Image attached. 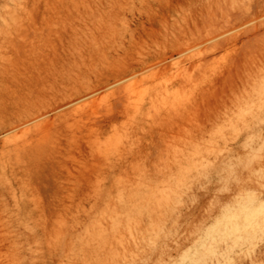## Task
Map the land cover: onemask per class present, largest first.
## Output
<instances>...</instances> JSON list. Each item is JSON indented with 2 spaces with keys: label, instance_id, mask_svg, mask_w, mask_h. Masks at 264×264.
<instances>
[{
  "label": "rangeland",
  "instance_id": "rangeland-1",
  "mask_svg": "<svg viewBox=\"0 0 264 264\" xmlns=\"http://www.w3.org/2000/svg\"><path fill=\"white\" fill-rule=\"evenodd\" d=\"M167 1L0 0V66L18 43L26 57L65 46L78 63L61 86L69 113H47L58 196L36 192L43 212L25 216L17 185L0 179V264H264V16L228 25L256 0H183L150 21ZM199 8L224 37L173 54L166 29L193 26L182 14ZM53 92L44 87V104ZM19 130L0 144L29 135Z\"/></svg>",
  "mask_w": 264,
  "mask_h": 264
},
{
  "label": "bare ground",
  "instance_id": "bare-ground-1",
  "mask_svg": "<svg viewBox=\"0 0 264 264\" xmlns=\"http://www.w3.org/2000/svg\"><path fill=\"white\" fill-rule=\"evenodd\" d=\"M181 2H183V0H168L166 3H160L158 5V10L156 11L155 16L150 17L149 20L153 22L156 18H158L159 21H163V20L167 21L169 16H171L174 11H179V9L177 8V5H180ZM255 2H256L257 8L254 9L253 12H251L249 14L243 13V12L231 14L230 17H228V19H227L228 25L229 24H232V25L237 24L238 25V24H247V23L249 25L250 22L254 23L253 21L256 22V20L258 18H261L262 16H264V0H256ZM217 14L218 13L216 12V15ZM182 15L185 18V20L187 21V23H189V20H192L193 26L190 27V25L188 24V26H186L184 28L174 27L171 30L166 29L165 32L167 34L170 33L169 31L172 32V37L171 38L168 37V39L169 40L171 39L170 49H171V51H174L173 54H175V53L183 54V53L187 52L191 48L193 43L195 44V46L196 45L198 46L200 43L206 42L207 40H210V39L212 40V39L218 37L219 35H221L220 36L221 38L224 37L223 32H225L226 29H224L223 27L220 26V20H219L220 17L218 18L217 16L214 15L213 19L209 20L208 19L209 14L207 15L205 13L204 8H199V10H196L194 13H191L190 15H187V14H182ZM255 25H256V23H255ZM255 25L254 26L252 25L253 30H255V28H254ZM261 26H262V23H261ZM256 27L258 28L257 25H256ZM259 28H260V26H259ZM151 29L156 30L154 25H151ZM248 31L249 30H247L245 32V30H244L245 33H248ZM262 32H264V31L262 30ZM262 32H260V33H262ZM260 33L258 32L255 35H252L251 39L257 40V37ZM256 35H257V37H256ZM260 35H262V34H260ZM225 36H226V34H225ZM253 36H254V38H252ZM221 38L218 37V39H221ZM249 38L245 39L246 41L248 40L247 41L248 43L250 41ZM218 39H216V43L219 41ZM50 40H53V38H51ZM211 40H210V42H211ZM225 40H227V38ZM50 42H53V41H50ZM225 42L220 41V43L218 42L217 44H218V46H219V44H221L220 46L223 47L222 45H224ZM228 42H230V41H228ZM71 44L73 45L72 42H71ZM211 44H214V43H210V45ZM249 45H250V43H249ZM83 46H84L83 47L84 52L91 53V55L89 56L91 59L93 57H95L96 54H95V52L92 51V45L90 44V42L85 43ZM195 46L193 45V47H195ZM206 46H208V48H211V49L213 48V46L209 47V43H205V47ZM256 46L257 45H255V47ZM14 47H16V50L12 51L8 56H6L3 65L0 66V132H6V133L10 134V132H13V131L15 132L16 130L18 131L19 129L23 128V132L25 130H27V131H29L28 132L29 135L24 136L22 138L19 137L20 138L19 140L15 139L16 136L14 138L7 137V138L3 139V142L0 144V179L2 181H9L8 179L6 180L5 175L8 174V176H10V178H9L10 181L17 185L16 187H14L15 185H12L9 190H10L11 194H13V197H15V201H17L16 204L18 206V209L20 211H22L25 216H32L35 211L43 212L41 205L39 203L35 202L36 200L34 197H32V195H34L36 192L45 194L47 192L48 188H50L51 190H53L55 196H58V193L60 190L59 183H58L59 182L58 181L59 175H58V172L55 168L56 165L54 163L57 161L52 162L51 155L49 153V149L51 147L50 148L47 147V138H48V133H49V122H50V119L47 118V113L50 111H54L57 114V116L65 115L66 113H69L68 111H66V112H60V111L65 106H67V104L70 103V102L67 103L65 101L66 98L70 99V98L74 97V95L68 90H63L61 88V86L66 85V84H64L66 81H69V82L75 81L76 77H74V75H73L74 71H73L72 67H73V65H77L78 63L74 59L75 58L73 56L74 53H72L70 51V49H67V47H65V46H63V47L61 46L62 49H64V51H66L64 54L60 53L58 51L57 47H55V48L48 49V51L42 55L40 53L41 56L40 55L38 56L37 55L38 53H36L37 51L33 49L30 57L25 56V54L27 53L26 52L27 49H25V51L23 49L25 46L22 48L21 44L18 43V44H15ZM243 47H245V46L243 45ZM243 47H242V49H243ZM29 49L30 48H28V50ZM44 49H45V46H44ZM191 49H193V48H191ZM203 51H205V50H203ZM23 52H26V53H23ZM198 52H200V51L198 50ZM209 52H213V49L210 50ZM155 53H157V52H155ZM166 54H167L166 52L165 53H162V52L158 53L155 57L161 58V59H160V61H157V63L165 61L167 59ZM202 56H204V55H202ZM214 56L216 57V55H214ZM208 58L211 59L212 57H208ZM235 59L237 60V58H235ZM66 63L69 64V69H67V71H65ZM189 64H191V66L194 65V63H189ZM150 65H152V64H150ZM181 66H183V65H181ZM168 68H169V66H168ZM136 69H137V67L128 68L123 73H118V74L114 75L113 78L115 79V81L113 83L117 84V83L121 82V80L124 79V74L126 72H129V71L136 72ZM188 69L189 68H187V70ZM189 70H192V68H190ZM222 71H223V69H222ZM227 77H228V75H227ZM111 78H112L111 75H107L105 82H109ZM48 85H50L54 89V92H53V96H52L50 103H48L46 105L43 103L42 97L44 95L43 89H44V87H46ZM123 85L125 86V84H123ZM117 88H119V87L117 86ZM117 88L115 87L114 90ZM109 91H111V90H109ZM217 91L218 90H216L215 92H217ZM93 92H95V91H93ZM87 95H89V94H87ZM123 98H125V97H123ZM115 99H117V98H115ZM117 100H119V99H117ZM78 101H79V99H78ZM89 101H91V100H89ZM121 102L119 101L117 103L114 101L115 104L116 103L121 104ZM75 103H76V101H75ZM114 103H113V105H114ZM100 107H103V106H100ZM139 107H140V105H139ZM76 110H77V108H76ZM71 117H73V116H71ZM92 117L93 116H91L90 118H92ZM94 117H97V116H94ZM154 120H156V119H154ZM99 122H101V120ZM31 124H32V126H31ZM86 125H87V122H86ZM63 128H65V127H63ZM56 130H58V129H56ZM17 131L15 132L16 135H17ZM14 132H13V135H14ZM18 132H20V130ZM21 133H22V130H21ZM60 133L61 132H59V134ZM59 134L57 135L58 137H59ZM65 136H67V135L65 134ZM63 140H65V139H62V140L60 139V141H62V143H63ZM64 143H65V141H64ZM8 152H13L14 161H12V160L3 161L2 158ZM55 153H57V151L54 152V154ZM54 157H56V155ZM59 157L57 156V158H59ZM46 161H48V162H46ZM84 170H85V168H84ZM86 171L84 174H86ZM73 174H75V173H73ZM87 174H88V172H87ZM80 176H82V175H80Z\"/></svg>",
  "mask_w": 264,
  "mask_h": 264
}]
</instances>
